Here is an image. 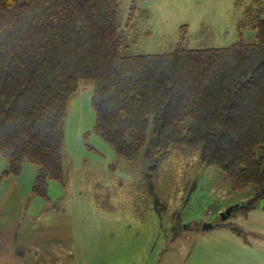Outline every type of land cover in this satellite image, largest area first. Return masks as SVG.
I'll list each match as a JSON object with an SVG mask.
<instances>
[{
  "label": "trees",
  "instance_id": "trees-1",
  "mask_svg": "<svg viewBox=\"0 0 264 264\" xmlns=\"http://www.w3.org/2000/svg\"><path fill=\"white\" fill-rule=\"evenodd\" d=\"M118 17V0H0V186L28 164L32 196L64 183V120L84 83L116 153L131 160L145 146L138 186L160 213V183L184 162L216 165L234 193L253 189L235 211L264 202V18L253 43L187 49L181 37L170 52L132 55ZM184 182L183 200L195 188Z\"/></svg>",
  "mask_w": 264,
  "mask_h": 264
},
{
  "label": "rangeland",
  "instance_id": "rangeland-1",
  "mask_svg": "<svg viewBox=\"0 0 264 264\" xmlns=\"http://www.w3.org/2000/svg\"><path fill=\"white\" fill-rule=\"evenodd\" d=\"M118 6L123 52L132 55L170 52L181 37L187 49L253 43L264 18V0H118ZM91 95L92 86L79 84L64 120V183H50L46 197H30L25 210L14 205L25 212L22 229L26 222L35 233L44 229L41 240L20 249L23 264H264V202L219 217L243 206L253 189L234 193L216 165L188 170L184 162L160 183L159 199L167 203L160 213L138 186L149 167L145 146L131 160L117 154L100 135ZM24 168L36 173L33 165ZM184 181L195 185L185 200L177 195ZM72 229L74 246L65 237Z\"/></svg>",
  "mask_w": 264,
  "mask_h": 264
},
{
  "label": "crops",
  "instance_id": "crops-1",
  "mask_svg": "<svg viewBox=\"0 0 264 264\" xmlns=\"http://www.w3.org/2000/svg\"><path fill=\"white\" fill-rule=\"evenodd\" d=\"M6 167V162L0 159V174ZM24 171L25 168L19 177L6 179L0 186V214H2L0 217V264H23L25 256L20 249L29 246L30 243L34 242V239L35 241L41 240L44 235L42 225L36 227V233L30 228L28 222L23 225L22 229L20 222L23 220L25 212L21 209L20 211L16 210L14 206L17 205L18 208H21L23 205L22 208L25 210L29 198H33L31 190L36 173L26 175L23 174ZM11 202L13 205L10 204ZM73 232L72 229L71 232L65 233V237L71 236L70 243L72 244ZM47 238L49 237L47 236Z\"/></svg>",
  "mask_w": 264,
  "mask_h": 264
},
{
  "label": "water",
  "instance_id": "water-1",
  "mask_svg": "<svg viewBox=\"0 0 264 264\" xmlns=\"http://www.w3.org/2000/svg\"><path fill=\"white\" fill-rule=\"evenodd\" d=\"M241 206H235V207H229V208H227V209H225L223 212H220L219 213V217H220V220L221 221H224L227 217H229L230 216V214L233 212V211H235L237 208H240ZM209 226L207 225V224H204L203 225V229H206V228H208Z\"/></svg>",
  "mask_w": 264,
  "mask_h": 264
}]
</instances>
